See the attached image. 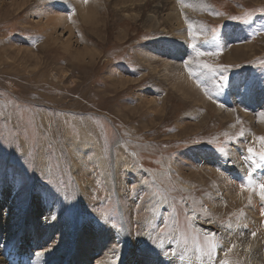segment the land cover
Masks as SVG:
<instances>
[{"label":"rangeland","instance_id":"1","mask_svg":"<svg viewBox=\"0 0 264 264\" xmlns=\"http://www.w3.org/2000/svg\"><path fill=\"white\" fill-rule=\"evenodd\" d=\"M122 1L0 0V197L19 203L16 210L0 207V229L15 218L28 232L40 219L26 246L15 243L19 253L28 251L19 264L62 240L68 249L95 251L92 228L120 234L119 247L127 242L140 252L135 264H163L156 251L194 254L192 246L202 262L248 264L235 254L246 249L234 240L244 236L260 241L261 259L264 166L248 149L264 150L258 139L264 137V0H203L199 14L177 7L178 21L170 11ZM87 2L93 9L84 15ZM43 11L62 14L70 28L45 26ZM221 69L228 77L223 89L215 86ZM181 76L196 88L197 100L177 89ZM232 153L240 170L227 167ZM207 169L233 182L244 205L231 206L215 173L203 175ZM30 211L36 219H27ZM194 215L229 235L211 238L197 229ZM60 226L61 239L55 238ZM4 242L10 245L3 248L12 246L0 239V254ZM64 253L52 264H80ZM92 257L81 264L102 260Z\"/></svg>","mask_w":264,"mask_h":264},{"label":"bare ground","instance_id":"2","mask_svg":"<svg viewBox=\"0 0 264 264\" xmlns=\"http://www.w3.org/2000/svg\"><path fill=\"white\" fill-rule=\"evenodd\" d=\"M126 1V0H125ZM124 0L122 1L125 2ZM128 1V0H127ZM126 1V2H127ZM132 2V7L133 6H137L139 9H147V10H150V11H153V12H159L160 10H164V11H170L172 17L175 18L176 21L177 20V16H178V11H176L175 9L178 7V8H183V11L184 10H189L191 11V13H194V14H199L200 13V9L201 7L203 6L202 5V1L203 0H182L181 3H176L175 0H130ZM129 1V2H130ZM117 2V1H116ZM121 2V1H120ZM125 2V3H126ZM90 3V1H89ZM119 3V2H118ZM128 3V2H127ZM138 3V4H137ZM86 4V3H85ZM88 4V2H87ZM86 4V5H87ZM93 4V3H92ZM91 4V5H92ZM129 4V3H128ZM137 4V5H136ZM90 5V6H91ZM112 5V4H111ZM124 4H122L123 6ZM84 7H82L81 11H84V15L87 14L88 10L86 8L89 9V4L88 6L86 7L85 5H83ZM120 7V6H118ZM79 8V7H78ZM91 9H93V7H90ZM126 8V6L124 7ZM204 9V8H203ZM121 10V9H120ZM123 11V10H122ZM121 11V12H122ZM128 11V9H127ZM163 11V12H164ZM203 11V10H202ZM124 12V11H123ZM49 12L48 11H43V13L41 14V16L43 18H47L46 20V23H45V26L47 27H51L52 29H55L57 28L58 26H63L62 27H69V24L68 22H66V19L63 18L62 14L58 13V12H52V16H50L48 14ZM160 13V12H159ZM188 13V12H187ZM187 13H184L187 14ZM44 14V15H43ZM81 14H83L81 12ZM168 14V13H167ZM89 16V15H88ZM127 17V16H126ZM189 17V16H188ZM168 19V18H167ZM171 19V18H170ZM85 20H87L85 18ZM88 21V20H87ZM198 21V20H197ZM171 22V21H170ZM174 23V22H173ZM170 25V24H169ZM178 25V24H177ZM174 28V27H173ZM47 29V28H46ZM247 45V44H246ZM246 48H251V47H247ZM243 50V49H242ZM243 51H241V49H237L236 50V53H235V56L239 55V58H243V56H241ZM249 52V51H248ZM238 59V58H237ZM165 64V63H164ZM172 64L173 62L171 63L170 60L166 62V70L167 72L170 73V69H172ZM153 69V68H152ZM164 70V69H163ZM166 74V73H165ZM184 76V75H183ZM183 76H181L179 78L178 81H176V86L179 87L177 89H179V91L185 95V97L187 96L188 97H192V96H195V100H197V97L198 95L195 94L194 92H196V88L193 87V85L191 84H188L187 81H186V77L184 78ZM173 78V77H172ZM176 80V79H175ZM174 82V81H173ZM193 89L194 92H193ZM184 99V98H183ZM185 100H187L185 98ZM204 100V99H203ZM202 100V102L204 103V101ZM190 101V100H189ZM207 102V101H206ZM190 104V103H189ZM193 104V102H192ZM197 104V103H196ZM206 105V103H204ZM209 104V103H207ZM214 105V104H213ZM207 106V105H206ZM205 106V107H206ZM255 106V105H254ZM213 107V106H212ZM209 108V107H208ZM211 108V107H210ZM220 109V108H219ZM216 109L214 108V111ZM220 114V113H219ZM218 114V115H219ZM217 115V116H218ZM226 116H228V114H226ZM222 117V115H221ZM261 117V116H260ZM226 118V117H225ZM262 126V125H261ZM264 127V126H263ZM237 153H238V150H236ZM232 157H231V162L229 164V166L227 167H231L232 168V171H235V170H240L239 168V165L237 164V161H238V158L235 159L234 157V154L232 153L231 154ZM236 155V154H235ZM195 172V171H193ZM215 171H212L211 169H207L206 171L203 172V175L206 176L207 178H211L213 177L212 175H214ZM196 175V179H198V182L200 181H204V177L195 172L194 173ZM234 175V174H233ZM193 176V175H192ZM217 180L213 181L215 183L218 184V189L220 192H222V195L224 194V198H226V200L228 199L230 205L232 206V203H236L238 206H235V207H241L242 204H243V200H244V196L243 194H240L237 192V189L236 187L234 186L233 182L232 183H229L227 182L226 180V177H223L221 174L219 173H215L214 175ZM220 187V188H219ZM238 187V186H237ZM235 188V189H234ZM242 193V192H241ZM252 195V194H251ZM249 199V198H248ZM232 201V203H231ZM246 201V200H245ZM260 203V202H259ZM5 206L6 209L5 211H8V210H16V207L19 205V203L15 202V200L11 199V196L9 195L7 197V200L5 201L3 199V196L0 197V207L1 206ZM213 204L210 202V204L208 205V207H213L212 206ZM244 205V204H243ZM44 206V205H42ZM45 207V206H44ZM221 207V205H220ZM15 208V209H13ZM32 209V207L29 208V210ZM208 209V208H207ZM22 211V210H21ZM223 211V210H222ZM13 211H9L8 214L12 213ZM250 213L249 214H252L251 211H249ZM48 213V212H47ZM54 213V210H52L50 213L46 214V215H43L42 213H40V211L37 213V215H43V217H46V220H51L50 216H52V214ZM11 216V215H10ZM193 217V215H191ZM16 217V216H14ZM25 218H23V220H26V214L24 216ZM204 217V216H203ZM13 218V217H12ZM36 219V215H35V211H30V215H28L27 219ZM194 223L197 222V224L201 225V228L197 227V229H200L203 233H206V234H209L211 236V238H218V239H221V238H227V233H225V231L223 230V228L221 226H219V224H216L214 222H209V223H202L201 221L203 220L202 217H200V219L194 215ZM198 221H197V220ZM15 220V218H13V221ZM39 220L40 219H37V222H32L31 224L35 223L34 226H29V231L28 232H25V227H19V225L17 224V222H11L9 226H7V228H4V230H1L0 229V239H7L9 240V242H11V245L10 247H6V248H3L5 245H10L8 242H4L2 247L3 248V251L2 253L0 254V264H19L20 261H23L24 259L27 258L28 256V251L26 253L22 252L19 253L18 252V249H16V242L18 241H23L24 238H27L26 235L30 236L29 234L30 233H33L36 226L38 225L39 223ZM193 220V219H192ZM200 220V221H199ZM11 221V220H10ZM43 221V219H42ZM21 222V221H20ZM196 225V224H195ZM252 227L251 224H249V228ZM253 229L254 228H257V223H255L252 227ZM94 229V233H96L95 237H94V244L97 245V249L95 251H92L90 250V246H89V249L88 248H84L83 249H80V247H78L79 249L78 250H71V249H68V247H66V243L64 242V240H62L63 242L60 243L59 245L57 246H54L52 247L51 249H48L49 251L47 252H44L45 250H47L46 248L44 249V251H39L37 253H39V255H36L34 257H32V255H30V259L27 260L29 261V264H38V262L42 261L43 263L42 264H52L54 262H57L56 261V257L58 256L59 252L62 251V255L64 256V252L68 250V256H72L71 258H77L78 259V262H90V258H93L92 256L93 255H97L98 257H102V260H100V262H98L99 264H135L134 263V260H136L137 258V255L140 253L138 252V254L136 252H134L133 248L131 245H129L127 242H123L121 247H119L118 243L120 241V234L116 233L114 234V230H106V229H99V228H92ZM176 229V228H175ZM254 230H257V229H254ZM249 231V230H248ZM253 231V230H252ZM78 232V234H77ZM75 235V238H76V241L78 243V245L80 246V243L82 241V235H81V231H77ZM43 233H41L42 235ZM58 236L56 235L55 238H59L61 239V235H62V228L60 226V228L58 229V232H57ZM241 234V233H240ZM235 236V234L233 235ZM253 236V235H252ZM38 237V236H37ZM40 237V236H39ZM248 237V238H247ZM178 238V237H177ZM234 238V237H233ZM245 238V239H244ZM42 239V238H41ZM40 239V240H41ZM45 239V238H44ZM180 239V238H179ZM257 239V237H256ZM256 239H249V236H244L243 238H237L235 237V241H239V242H243L245 244V250L243 249H240V250H237L235 252L236 254V257L239 259V260H242L244 262H247L248 264H252V263H249L250 260L252 258H254L255 260H259L260 258L258 257L259 256V249H260V241L256 240ZM262 239V238H261ZM43 240V239H42ZM152 240V239H151ZM225 240V239H224ZM227 241L230 240L229 238L226 239ZM54 241V240H52ZM175 241V240H174ZM179 241V240H178ZM264 241V240H263ZM166 242V241H165ZM226 242V241H225ZM229 242V241H228ZM234 242V241H233ZM36 243H38V240L36 238ZM53 243V242H51ZM5 244V245H4ZM23 244L26 246L25 244V241H23ZM32 246H33V243H31ZM41 244V243H40ZM157 244H159L157 242ZM183 244V243H182ZM231 244V242H230ZM23 245V246H24ZM29 245V243H27V246ZM51 245V244H50ZM53 245V244H52ZM176 245H179V244H176ZM229 245V244H228ZM48 246V245H47ZM262 246V245H261ZM166 244H164L162 250L164 249L166 251ZM229 247V246H228ZM24 248V247H23ZM195 248L194 246H192V250H194V254H192L191 251H176L175 253L173 252H170L171 255H165L166 252H160L161 250H159L160 254L164 256V260H161V262H163V264H209L208 263V260H206V262H202L200 260H198V256L196 254V250L193 249ZM206 248V247H205ZM39 249V248H38ZM113 249H115L113 251ZM25 250H27V248L25 247ZM163 250V251H164ZM176 250V249H175ZM189 250H191L189 248ZM92 251V252H90ZM170 251V250H169ZM220 251V250H219ZM213 252V251H212ZM7 253V254H6ZM64 253V254H63ZM67 253V252H66ZM157 253V251H156ZM169 253V252H168ZM184 254L186 257H182L180 254ZM200 253V252H199ZM211 253V252H210ZM209 253V254H210ZM7 256L9 258H4V256ZM104 254V255H103ZM155 254V252H154ZM66 255V254H65ZM157 255V254H156ZM199 255V254H198ZM214 255L218 256L219 257V253H214ZM212 255V257L214 256ZM67 256V257H68ZM125 256V261L126 263H124L122 260H123V257ZM160 256V255H158ZM216 256V257H217ZM262 256V255H261ZM99 257V258H100ZM141 257V256H140ZM139 257V258H140ZM143 257V256H142ZM151 257H153L151 255ZM19 258V259H18ZM204 257H202L203 259ZM259 258V259H258ZM90 259V260H89ZM143 259V258H142ZM153 259V258H152ZM76 260V259H75ZM80 260V261H79ZM96 260V259H95ZM217 260V259H216ZM219 260V259H218ZM256 260V261H257ZM97 261V260H96ZM141 261V260H140ZM260 264H264V253H263V256L261 257L260 259ZM95 262V261H94ZM201 262V263H200ZM156 263V262H155ZM27 264V263H26ZM138 264H152V261H144L142 263H140L138 261ZM158 264V263H156Z\"/></svg>","mask_w":264,"mask_h":264},{"label":"snow or ice","instance_id":"3","mask_svg":"<svg viewBox=\"0 0 264 264\" xmlns=\"http://www.w3.org/2000/svg\"><path fill=\"white\" fill-rule=\"evenodd\" d=\"M244 22H245V23H248L249 21H248V20H245ZM189 36L194 38V33L192 32L191 25H189ZM205 43H206V41H205ZM190 47L195 48V44L190 45ZM198 54H199V55H204V53H198ZM186 63H187V62H186ZM202 67H203L204 69H207L208 72L212 73L213 76L216 75V71H217V70H216L215 68H213L212 65H209V64H206V63H205V64H202ZM220 71H221V75H220V77H219V82L216 83L215 86H216L217 88H219V89H223V88H225V87L227 86V84H228V77L222 75L223 69H221ZM189 75L192 76V75H194V73L190 72ZM198 86H200V85L198 84ZM258 139H259L262 143H264V137H260V138H258ZM2 147H3V145H0V148H2ZM221 151H223V150L221 149ZM248 152L250 153V157H249V158L254 157V156H257V155L259 156V161H260V163H259L257 166H264V150H261L259 153H256V152L254 151V149L249 148V149H248ZM27 171H28L27 169H23V170H22V172H27ZM249 177H251V173H249ZM20 179H21V181L23 180V175H21ZM248 183H249L250 185H253V186L255 187V182H253L251 179H249ZM243 188H244V186L242 185V190H243ZM259 195H260L261 199H264V183L259 184ZM262 215H264V212H262ZM104 219L107 220L106 217H105ZM113 227H116V225L113 224ZM252 235L255 236V233H253ZM153 242H154V241H153ZM114 250H115V249H113V251H114ZM156 254H157V255H160L159 252H157ZM37 255H39V253H37ZM165 255H171V253H165Z\"/></svg>","mask_w":264,"mask_h":264}]
</instances>
